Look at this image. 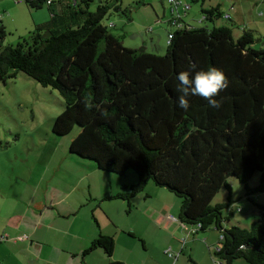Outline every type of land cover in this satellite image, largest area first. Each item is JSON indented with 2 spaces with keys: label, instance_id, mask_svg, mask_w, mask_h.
<instances>
[{
  "label": "trees",
  "instance_id": "16d2710c",
  "mask_svg": "<svg viewBox=\"0 0 264 264\" xmlns=\"http://www.w3.org/2000/svg\"><path fill=\"white\" fill-rule=\"evenodd\" d=\"M24 1L32 8L46 4L50 17L33 23L16 44H3L0 23V81L21 71L58 91L64 106L53 120V134L79 130L69 151L118 175L136 173L129 191L115 198L129 204L153 181L181 199L180 224L219 232L220 264L238 258L264 264V203H255L259 215L248 227L230 224L231 213L223 214L233 202L228 178L244 184L247 196L264 192V47L254 46L260 40L254 29L237 26L235 35L232 25L214 24L223 17L220 5L191 0L212 26L175 25L165 52L156 54L124 46L109 31L103 22L108 15L131 19L119 0H97L93 10L94 0ZM210 66L228 78V87L215 97L221 106L189 96L190 107L179 108L177 73ZM254 173L258 181L250 187ZM222 186L228 202L212 203ZM114 244L113 235L100 233L80 255L100 248L110 258Z\"/></svg>",
  "mask_w": 264,
  "mask_h": 264
},
{
  "label": "rangeland",
  "instance_id": "374dc122",
  "mask_svg": "<svg viewBox=\"0 0 264 264\" xmlns=\"http://www.w3.org/2000/svg\"><path fill=\"white\" fill-rule=\"evenodd\" d=\"M119 1L129 9L131 19L120 13L108 15L103 22L109 25V31L120 37L124 46L163 54L167 32L174 28L167 23L171 16L167 0ZM188 1L191 9L187 17L200 18L201 5ZM213 1L221 2V10L229 9V0ZM96 2L91 3V10ZM210 3L206 1L205 7ZM237 6L243 11L252 9L246 16L257 21L251 28L256 38H260L254 46L264 47V0H242ZM49 17L46 4L32 8L24 0H0V23L6 31L3 44H16L32 30L34 21ZM215 23L232 25L233 33H240L233 21L220 18ZM192 24L212 26L208 21ZM63 106L57 90L42 86L21 71L15 77L0 81V221L13 224L27 219L26 204L54 202L69 192L65 201H81L79 212L91 210L89 205H92L98 216L110 214L120 229L128 227L121 230L118 238L114 237L115 250L109 261L115 257L123 259V264H220L215 255L220 246L219 232L213 227L195 232L192 227L181 225L177 219L181 199L165 187L149 181L129 199L130 205L125 199L115 198L117 193L129 191L136 173L128 170L118 175L71 153L69 144L78 127L62 136L52 132L53 120ZM257 181L258 173H254L248 185L253 187ZM227 183L233 202L223 214L231 213L230 224L248 227L258 218L255 203H264V192L247 196L244 184L236 178H228ZM228 194V189L222 186L212 203L228 202ZM90 221L96 226L94 219ZM140 239L145 240L144 247ZM128 244H133L135 251L129 250ZM95 250L86 254L89 262L108 264L106 254L102 255L101 249ZM233 264L249 263L238 258Z\"/></svg>",
  "mask_w": 264,
  "mask_h": 264
},
{
  "label": "crops",
  "instance_id": "0c3cea01",
  "mask_svg": "<svg viewBox=\"0 0 264 264\" xmlns=\"http://www.w3.org/2000/svg\"><path fill=\"white\" fill-rule=\"evenodd\" d=\"M183 1L189 3V8L185 12H181L184 23L193 25V21H205L202 15L198 19L187 17L191 4L188 0ZM241 1L229 0V9L223 11L220 8V10L223 14H229V18L236 26L246 25L253 28V23L257 21L246 16V13H251L252 9L249 8V10L245 11L239 9L237 5ZM210 2L212 6L221 4L220 1L214 2L210 0ZM203 6L205 7V3ZM222 19L227 21L223 17ZM36 22L34 21V23ZM214 24L218 26L227 25L226 23ZM174 29L171 28L168 31ZM64 190L68 191V189ZM68 193H64L63 196H60L54 202L41 203L40 201L26 204L27 219H19L13 224L0 221V235L7 234V237H3L0 241V264H94L93 262H89L86 255L84 257L80 255L88 244L100 233L113 235L114 237L117 236L118 238L121 230L128 228L121 227L122 229H120L118 222L113 220L110 214L105 215L102 213L98 216L96 209L92 205H89L91 210L79 212L83 203L81 204V201L67 203L65 200ZM90 219L95 220L96 226L91 225ZM141 242L142 247H144L145 240H141ZM128 248L135 251L133 244H128ZM114 250L115 244L113 253ZM102 255H105V253L102 252ZM106 259L109 263L112 261H124L121 258L115 257L112 258V261H109V257H106Z\"/></svg>",
  "mask_w": 264,
  "mask_h": 264
},
{
  "label": "clouds",
  "instance_id": "9594fccd",
  "mask_svg": "<svg viewBox=\"0 0 264 264\" xmlns=\"http://www.w3.org/2000/svg\"><path fill=\"white\" fill-rule=\"evenodd\" d=\"M191 67H195L192 65ZM179 81L176 91L179 93L177 97V106L187 110L190 107L188 97L199 96L206 100L211 108H219L221 101L215 99L219 94L228 87V78L222 70L210 66L206 70L195 71L189 74L188 71H180L176 75ZM87 108H92L91 102H86ZM102 115H107L102 112Z\"/></svg>",
  "mask_w": 264,
  "mask_h": 264
},
{
  "label": "built area",
  "instance_id": "2783aa9c",
  "mask_svg": "<svg viewBox=\"0 0 264 264\" xmlns=\"http://www.w3.org/2000/svg\"><path fill=\"white\" fill-rule=\"evenodd\" d=\"M167 2L169 3L170 12H171V16L168 19V21L170 22V25L181 26L182 24H184V22H182V13L181 12H183V11L185 12L189 8V3L184 2L183 0H167ZM223 18L229 19V14L224 13ZM171 38H172V32H168L166 43H169ZM181 225H184V224H181ZM20 238H22V237H20ZM2 239H3V236H0V241Z\"/></svg>",
  "mask_w": 264,
  "mask_h": 264
}]
</instances>
